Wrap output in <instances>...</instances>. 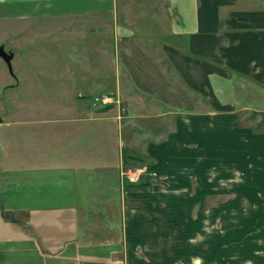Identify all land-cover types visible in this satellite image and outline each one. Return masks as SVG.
<instances>
[{
	"label": "crops",
	"instance_id": "crops-1",
	"mask_svg": "<svg viewBox=\"0 0 264 264\" xmlns=\"http://www.w3.org/2000/svg\"><path fill=\"white\" fill-rule=\"evenodd\" d=\"M247 4L0 0L1 19H46L36 70L1 56L0 90L18 98L0 119V264H264V115L244 123L216 96L233 76L264 90V1ZM106 92L175 123L141 125L133 155L121 127L140 116L118 127L89 103ZM139 161L170 182L121 179Z\"/></svg>",
	"mask_w": 264,
	"mask_h": 264
},
{
	"label": "rangeland",
	"instance_id": "rangeland-1",
	"mask_svg": "<svg viewBox=\"0 0 264 264\" xmlns=\"http://www.w3.org/2000/svg\"><path fill=\"white\" fill-rule=\"evenodd\" d=\"M121 2L123 0H120ZM139 1V0H137ZM251 0H243L244 6H248L247 3H249ZM264 0H256L257 4L260 2L261 5L263 4ZM136 2V0H135ZM246 2V3H245ZM119 5V4H118ZM120 6V5H119ZM264 6V5H262ZM51 17V16H50ZM48 17V18H50ZM45 20L44 18H40V20L34 21L31 20H25L22 21L19 18L15 19H7L0 17V46L2 49L7 53V54H12L14 53L15 57L13 60L8 64V68L13 70L15 69L17 72L18 70L23 74L26 75L27 73H30L34 70H36V67L33 65L30 66L29 63H31V58L32 55L35 54V51L37 52V56L40 58H43L45 53H44V44H45ZM58 22V21H57ZM54 23V22H52ZM36 44L40 43L38 48L35 49L34 54L33 51L30 50L29 45L30 44ZM35 45V46H36ZM0 55V62H6L3 57ZM35 57V55H34ZM7 64V63H6ZM30 66V67H29ZM43 63L37 65V67H41L42 69ZM221 86L223 87L222 94H217L216 96L221 99L222 101H225L226 98L229 101H233L235 103V108L238 109L240 113V118H242V122L244 123H249L252 126L253 124H256V118L260 115H264V113L260 114L256 109L264 110V90L261 88L259 85L254 84V82H249L246 81L245 79H242L237 76H233L227 81H223ZM19 93V92H18ZM17 93V94H18ZM118 94L117 96L120 99L121 104H124L127 109L129 110L130 113H135L140 118L138 120H134L132 123H127V124H122L121 129H123V136L127 137L129 140L127 142L132 141L135 143V146L133 147V155L138 154L140 151V148L143 146L144 142L141 141V143L138 144L136 142V135L142 131V127L146 129H150L151 132H156V133H161V132H167L171 128L169 125L173 126L175 123V120H168V118L165 117H158V115H154L153 112H151L149 109H145L144 111H141V109L138 108L136 103H133V105H127V103L124 102V99L121 95V93H115ZM75 95L70 96V98H74ZM19 99H31L32 97H36L32 94H29L27 96H19ZM43 96L37 97L38 100H41ZM45 97V96H44ZM43 97V98H44ZM78 97H84L79 95ZM226 97V98H225ZM18 97L15 96L14 100H16ZM32 98V99H33ZM36 99V98H35ZM33 99V101H35ZM14 100H12L8 95L6 90L1 89L0 90V119L2 118L3 121L9 120L7 116H11V110L13 109L11 106L14 104ZM77 100V99H75ZM89 103L90 100H89ZM246 105L245 107H242ZM95 106V105H94ZM96 106H102V105H96ZM109 106V105H108ZM114 114L113 117L117 119L118 122V127L121 126L122 120H124L127 117V113L125 114L124 117L118 118L116 114L115 108H117L116 104L114 103ZM69 116H76V112L74 111H69L67 112ZM41 116H44V112L39 113L35 115L36 119L41 118ZM11 121V120H9ZM137 122V124H135ZM142 125V127H140ZM5 126V125H4ZM264 128V125H262ZM115 130V129H114ZM118 128H116L114 135L118 136ZM261 132L264 133V129H261ZM221 153V152H218ZM146 164L149 168V173L147 175H142L141 179L139 182L146 177L151 176L153 180L160 181L161 183L165 182L166 185L170 182V180L167 179L166 174H160L158 173L157 169L151 167V162L147 161H139L137 164ZM136 166V165H135ZM121 176V175H120ZM122 179V178H121ZM128 182L127 180H125ZM120 203H118L119 205ZM117 213L112 217V223H111V228L116 230V233L118 235L117 240L118 241H123L124 240V235L122 233V222H121V211L119 212L118 210L119 207L117 206ZM103 256V255H102Z\"/></svg>",
	"mask_w": 264,
	"mask_h": 264
},
{
	"label": "built area",
	"instance_id": "built-area-1",
	"mask_svg": "<svg viewBox=\"0 0 264 264\" xmlns=\"http://www.w3.org/2000/svg\"><path fill=\"white\" fill-rule=\"evenodd\" d=\"M80 95L83 96L84 94L80 93ZM117 95L118 94H115L114 92L97 93L93 94V96L90 97V101L93 106L102 105V107L113 105L115 103L117 105V108H115V115H117L120 119L125 116L127 106L121 104L120 99ZM148 173V166L146 164L140 163L136 164V166L122 165L120 175L122 179L131 182V184H135L141 179V176L143 174L147 175Z\"/></svg>",
	"mask_w": 264,
	"mask_h": 264
},
{
	"label": "water",
	"instance_id": "water-1",
	"mask_svg": "<svg viewBox=\"0 0 264 264\" xmlns=\"http://www.w3.org/2000/svg\"><path fill=\"white\" fill-rule=\"evenodd\" d=\"M0 55L4 56L8 62L11 59V55H7V53L2 49L1 46H0Z\"/></svg>",
	"mask_w": 264,
	"mask_h": 264
},
{
	"label": "trees",
	"instance_id": "trees-1",
	"mask_svg": "<svg viewBox=\"0 0 264 264\" xmlns=\"http://www.w3.org/2000/svg\"><path fill=\"white\" fill-rule=\"evenodd\" d=\"M136 183H139V181H138V182H136ZM136 183H135V184H136Z\"/></svg>",
	"mask_w": 264,
	"mask_h": 264
}]
</instances>
